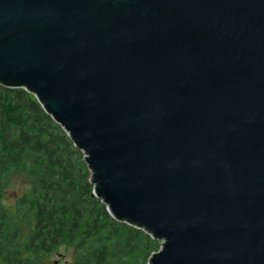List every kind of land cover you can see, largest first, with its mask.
<instances>
[{
    "label": "water",
    "instance_id": "obj_1",
    "mask_svg": "<svg viewBox=\"0 0 264 264\" xmlns=\"http://www.w3.org/2000/svg\"><path fill=\"white\" fill-rule=\"evenodd\" d=\"M0 86L160 242L147 264H264V0H0Z\"/></svg>",
    "mask_w": 264,
    "mask_h": 264
},
{
    "label": "trees",
    "instance_id": "obj_2",
    "mask_svg": "<svg viewBox=\"0 0 264 264\" xmlns=\"http://www.w3.org/2000/svg\"><path fill=\"white\" fill-rule=\"evenodd\" d=\"M16 176L25 189L5 202ZM92 193L84 155L61 127L33 95L0 86V264H50L60 248L73 249L71 264H147L160 243L115 221Z\"/></svg>",
    "mask_w": 264,
    "mask_h": 264
},
{
    "label": "rangeland",
    "instance_id": "obj_3",
    "mask_svg": "<svg viewBox=\"0 0 264 264\" xmlns=\"http://www.w3.org/2000/svg\"><path fill=\"white\" fill-rule=\"evenodd\" d=\"M24 176H16L9 187L14 190H10L7 193V198L4 199L5 202H14L18 199L21 194L20 191L25 189V186H21ZM15 191V192H13ZM160 243V242H159ZM160 249V248H159ZM73 249L60 248V251L57 256L53 257L50 260V264H69L73 258ZM71 264V262H70Z\"/></svg>",
    "mask_w": 264,
    "mask_h": 264
}]
</instances>
